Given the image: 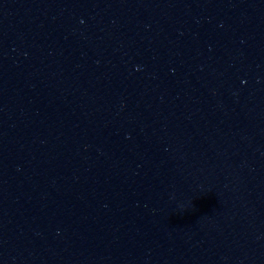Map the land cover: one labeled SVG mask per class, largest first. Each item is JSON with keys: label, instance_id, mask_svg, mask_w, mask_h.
Returning <instances> with one entry per match:
<instances>
[{"label": "water", "instance_id": "1", "mask_svg": "<svg viewBox=\"0 0 264 264\" xmlns=\"http://www.w3.org/2000/svg\"><path fill=\"white\" fill-rule=\"evenodd\" d=\"M0 264H264V0H0Z\"/></svg>", "mask_w": 264, "mask_h": 264}]
</instances>
